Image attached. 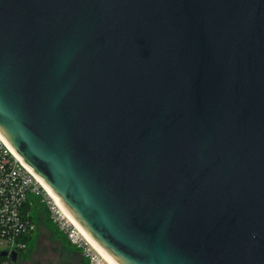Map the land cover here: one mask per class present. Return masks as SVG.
Segmentation results:
<instances>
[{"label": "water", "instance_id": "obj_1", "mask_svg": "<svg viewBox=\"0 0 264 264\" xmlns=\"http://www.w3.org/2000/svg\"><path fill=\"white\" fill-rule=\"evenodd\" d=\"M0 134L113 264H264V0H0Z\"/></svg>", "mask_w": 264, "mask_h": 264}, {"label": "built area", "instance_id": "obj_2", "mask_svg": "<svg viewBox=\"0 0 264 264\" xmlns=\"http://www.w3.org/2000/svg\"><path fill=\"white\" fill-rule=\"evenodd\" d=\"M46 203L49 217L69 242L87 258L96 261L92 247L73 222L42 189L41 184L24 163L9 150L0 135V264H18V254L30 242L36 225L31 218L34 198ZM16 252V260L12 253Z\"/></svg>", "mask_w": 264, "mask_h": 264}, {"label": "rangeland", "instance_id": "obj_3", "mask_svg": "<svg viewBox=\"0 0 264 264\" xmlns=\"http://www.w3.org/2000/svg\"><path fill=\"white\" fill-rule=\"evenodd\" d=\"M52 200V199H51ZM46 204V203H45ZM47 207V206H46ZM36 211L35 207L32 209ZM93 256L99 264H107L96 252ZM19 264H93L94 259L87 258L81 251L72 249L57 233L54 227L36 226L33 242L27 250L18 254ZM25 260V261H23ZM93 261V263H91Z\"/></svg>", "mask_w": 264, "mask_h": 264}, {"label": "trees", "instance_id": "obj_4", "mask_svg": "<svg viewBox=\"0 0 264 264\" xmlns=\"http://www.w3.org/2000/svg\"><path fill=\"white\" fill-rule=\"evenodd\" d=\"M35 207L36 211L32 210ZM31 209V218L33 220V222L35 223L36 226L38 225H46L48 227H54L57 231V233L64 239V241L72 248L75 249L77 251H80L79 248H77L76 246L72 245L69 240L65 237V235H63L56 227V225H54V223H52L50 217H49V211L46 207V204L44 202L41 201V197L40 196H36L34 198V203H33V207ZM33 242V236L30 239V242L28 244L29 245ZM27 247V248H28ZM27 248L25 250H27ZM24 250V251H25ZM19 260V259H18ZM25 261V260H23ZM19 264V263H18Z\"/></svg>", "mask_w": 264, "mask_h": 264}, {"label": "bare ground", "instance_id": "obj_5", "mask_svg": "<svg viewBox=\"0 0 264 264\" xmlns=\"http://www.w3.org/2000/svg\"><path fill=\"white\" fill-rule=\"evenodd\" d=\"M1 135V134H0ZM4 143L7 145L9 150L16 156L17 159L21 161V158L14 152V150L10 147V145L5 141V139L2 137ZM22 162V161H21ZM23 163V162H22ZM26 166V165H25ZM27 167V166H26ZM28 168V167H27ZM29 169V168H28ZM31 171V169H29ZM35 175V174H34ZM36 176V175H35ZM38 179L39 183L42 186V189L45 191V193L54 201V203L59 207V209L73 222V224L76 226L78 231L84 236V238L88 241L90 246L92 247L93 250H96L98 255L102 257L103 260L107 264H113L104 254L103 252L86 236V234L82 231V229L78 226V224L69 216V214L61 207L60 203L58 202V199L51 193V191L42 183V181L36 176Z\"/></svg>", "mask_w": 264, "mask_h": 264}]
</instances>
